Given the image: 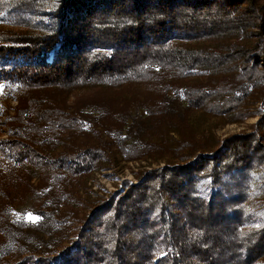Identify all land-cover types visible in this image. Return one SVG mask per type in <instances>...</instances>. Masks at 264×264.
Instances as JSON below:
<instances>
[{
	"label": "trees",
	"instance_id": "obj_1",
	"mask_svg": "<svg viewBox=\"0 0 264 264\" xmlns=\"http://www.w3.org/2000/svg\"><path fill=\"white\" fill-rule=\"evenodd\" d=\"M0 14L17 27L0 29L2 93L16 101L11 116L0 104V264L264 256V213L248 209L253 172H264V0H0ZM139 79L156 94L130 102L136 116L66 95ZM256 94L252 130L216 147L196 141L190 110L229 114ZM163 131L181 137L167 146L154 137ZM152 148L167 153L165 165L122 193L81 199L75 187L89 173ZM28 200L35 220L13 217Z\"/></svg>",
	"mask_w": 264,
	"mask_h": 264
},
{
	"label": "rangeland",
	"instance_id": "obj_2",
	"mask_svg": "<svg viewBox=\"0 0 264 264\" xmlns=\"http://www.w3.org/2000/svg\"><path fill=\"white\" fill-rule=\"evenodd\" d=\"M13 29L17 28L16 26H8L5 23V17L0 14V29ZM163 71H159L157 84H159V76L163 78ZM163 76V77H162ZM197 77L207 78L206 76L195 75ZM221 75H215L217 79ZM157 79V78H156ZM146 84L142 79H139L136 82L127 83L120 87H79V89H74L66 93L68 97V102L72 103L74 99H79V97H91L89 101L100 100L104 102L106 107L112 105L113 108H125L131 112L132 115H137L136 107H132L130 102H133V99H142L144 96H147L153 99L156 94L155 91L147 90ZM159 86V85H158ZM3 84L0 81V104L6 109L8 115H13L12 107L15 106L16 101L10 97V95H5L2 93ZM60 95L65 94L59 92ZM84 99V98H83ZM261 109V100L259 95L247 97L240 107L234 110L232 113H226L224 115H216L206 109H192L187 114L188 127L193 132V136L196 141L199 143L203 141L210 142L209 140L216 141L215 147L220 145L221 141L233 134H241L249 132L253 129L255 123L257 122L258 112ZM141 118H144L145 112L139 110ZM136 114V115H135ZM162 124L153 123L148 127V130L153 132H158ZM5 130L4 126H0V135L3 136V131ZM186 135L188 133H185ZM155 139L162 140L163 144H170L173 140L181 137L176 133H167L165 131L155 134ZM211 143V142H210ZM159 145V144H158ZM158 147V146H157ZM167 148V147H166ZM149 150V149H147ZM110 162L106 165H103L101 168L94 170L85 177V184L77 185L75 188H79V195L81 199L89 197V199L103 196L107 197L114 192H124V182H136V177L139 173L145 172L146 170H151L153 168H159L166 164L167 155L166 152L152 148V151L149 150L148 154H144L135 159L124 160L120 155L116 154ZM175 162H177L175 160ZM262 168L258 166L253 172V180H258L256 182L257 186L254 183H251L250 195L253 194L251 200H253L252 207L248 209H253L254 211L264 213V184H262V179L264 178V172ZM259 178V179H258ZM258 187V188H257ZM33 200V199H31ZM31 200L26 201L21 204V207H18L16 212H13V217H23L30 220H35V217H32L31 214L25 213V211L34 203ZM72 240L71 234L67 239L63 238V244L67 245L69 241ZM62 244V245H63ZM254 264H264V256L261 257L258 261H255Z\"/></svg>",
	"mask_w": 264,
	"mask_h": 264
}]
</instances>
